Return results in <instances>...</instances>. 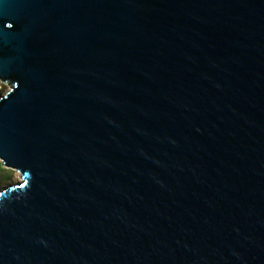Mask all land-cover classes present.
<instances>
[{
  "label": "water",
  "instance_id": "95a60500",
  "mask_svg": "<svg viewBox=\"0 0 264 264\" xmlns=\"http://www.w3.org/2000/svg\"><path fill=\"white\" fill-rule=\"evenodd\" d=\"M0 264H264V0H0Z\"/></svg>",
  "mask_w": 264,
  "mask_h": 264
},
{
  "label": "rangeland",
  "instance_id": "374dc122",
  "mask_svg": "<svg viewBox=\"0 0 264 264\" xmlns=\"http://www.w3.org/2000/svg\"><path fill=\"white\" fill-rule=\"evenodd\" d=\"M7 90L8 86L0 83V96H2ZM14 177L16 178L15 180ZM17 182H21L19 174L13 170L3 168L0 163V190L6 186L16 184Z\"/></svg>",
  "mask_w": 264,
  "mask_h": 264
},
{
  "label": "bare ground",
  "instance_id": "6f19581e",
  "mask_svg": "<svg viewBox=\"0 0 264 264\" xmlns=\"http://www.w3.org/2000/svg\"><path fill=\"white\" fill-rule=\"evenodd\" d=\"M16 178L14 177V180H15ZM4 189V188H3ZM2 190V189H1Z\"/></svg>",
  "mask_w": 264,
  "mask_h": 264
}]
</instances>
